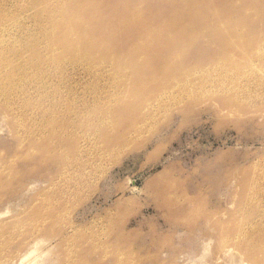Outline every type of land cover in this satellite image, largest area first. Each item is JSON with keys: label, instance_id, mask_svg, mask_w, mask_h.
Here are the masks:
<instances>
[{"label": "rangeland", "instance_id": "rangeland-1", "mask_svg": "<svg viewBox=\"0 0 264 264\" xmlns=\"http://www.w3.org/2000/svg\"><path fill=\"white\" fill-rule=\"evenodd\" d=\"M29 1L0 0V19L19 17L4 50L34 36L75 59L35 79L27 53L23 85L48 87L45 106L10 111L0 92V264L28 250L35 264H264V0H94L55 33L32 17L47 0ZM32 106L38 124L18 131Z\"/></svg>", "mask_w": 264, "mask_h": 264}, {"label": "bare ground", "instance_id": "bare-ground-1", "mask_svg": "<svg viewBox=\"0 0 264 264\" xmlns=\"http://www.w3.org/2000/svg\"><path fill=\"white\" fill-rule=\"evenodd\" d=\"M33 1V0H32ZM37 1V3L40 1V0H36ZM70 1H72V0H50L49 2H48V0L47 1H44V12L41 14V15H36V13L34 12V11H32L33 13H35V14H33L32 15V17H34L35 19H45L46 21H44V22H47L46 24L47 25H50V28H51V31L53 32V33H55V32H57V31H59V30H61L62 31V29L61 28H58V26H57V22L56 21H59L60 22V20L62 19V17H63V15H64V12H67V11H69V12H71V10H76V11H79V12H76V13H78L79 14V16L81 15V14H83L84 13V11H86V9H85V7L87 8V10H88V7H92L93 5H94V0H75V1H77V5L74 7V5H71L70 6V8L68 7V4L70 3ZM28 2H29V4H31L32 2L31 1H29L28 0ZM80 2H82V4L83 5H81V3ZM35 3V2H34ZM3 4V3H2ZM33 4V3H32ZM42 4V3H41ZM87 4V5H86ZM4 5V4H3ZM63 5H66V7H64ZM5 6V5H4ZM3 6V7H4ZM41 6H43V5H41ZM83 6V7H82ZM85 6V7H84ZM1 8V7H0ZM4 8H6V7H4ZM3 8V9H4ZM8 8V7H7ZM33 8V7H32ZM2 9V8H1ZM31 9V8H30ZM5 10V9H4ZM8 10V9H7ZM7 10H5V11H7ZM27 11V10H26ZM25 11V12H26ZM2 12V11H1ZM12 12V11H11ZM10 12H8L7 14H9ZM2 14V13H1ZM11 15H13V12L12 13H10ZM44 14H46V16L47 17H45V15ZM5 16V15H4ZM3 16V17H4ZM25 16H26V13H25ZM68 16V15H67ZM3 17H2V19H0V92H1V94L3 95H5V97L3 98V102H5L7 105H10L11 104V101H15L16 103L15 104H13V109H9L10 111H16V112H18V113H20L19 112V109H22V108H20V107H22V105H23V103L26 101V100H31V101H33L34 103H35V105H37L38 103H40V105H42V106H45L46 105V100H43L44 98H45V92L46 93H50V92H47V90H48V87L46 88V90H44V89H39V86L41 85L40 83H38L37 82V80H35L36 78H37V76L38 77H45V76H47V77H52V78H55L56 77V75L55 74H53L52 73V71L53 70H57V72H59V73H61V72H63L64 71V69L65 68H61L60 66H65L66 65V63L69 65L70 63H72V61L75 59H72V58H67V57H65L64 56V52H63V49H62V52H61V49H56V45L55 44H47L46 45V47H44L43 49H42V47H43V43H41V44H39V42H38V40H37V38L36 37H34V36H32V37H30V38H27V39H25V37H24V39L25 40H27L28 41V43H34V44H30V46H23V49L22 50H19V47H20V45L25 41H20L19 42V44H17L16 45V49L17 50H4V49H6V47L9 45V43H13V44H16L17 42H18V40H14L13 42L12 41H10L9 39H8V37L6 38V35H5V32L7 33L9 30L10 31H13V29L14 30H18V23H19V17L17 16V15H15L14 17H12L11 19H8L7 21L6 20H4L3 19ZM9 17H11L10 15H9ZM27 17V16H26ZM66 17V16H65ZM5 18V17H4ZM6 18H7V16H6ZM47 18V19H46ZM27 19H28V17H27ZM31 19V18H30ZM5 22H4V21ZM227 21H228V18H227ZM80 23V22H79ZM78 24V23H77ZM76 24V25H77ZM80 25V24H79ZM78 26V25H77ZM81 26H83L82 24L80 25V27H78V29L81 31V32H76V34H85L84 33V28H81ZM223 26H225V25H223ZM114 28V25H112V29ZM5 31V32H4ZM66 32V34H67V36H66V39H65V42H66V44H67V46H66V48H65V50H68L69 52L70 51H72V50H74L75 51V53L76 54H81V56L80 57H78V58H80V60H88V55H89V53L88 52H83L82 50H83V47H84V45H82V43H81V41L79 40V39H81V36H76V34H74L73 33V31L72 30H69V31H65ZM113 32H114V30H113ZM18 39H20L19 37H18ZM48 40H49V38H48ZM3 43V44H2ZM2 44V45H1ZM86 45H88V44H86ZM49 47H51L50 48V50L48 49ZM88 47H89V45H88ZM41 48V49H40ZM13 49V48H12ZM44 50H49V52L51 51V55H50V57H48V58H46V55L48 54L47 53V51H44ZM97 50V49H96ZM4 51H7V52H10L11 53V55L15 58V57H21V59L20 60H18V61H16L17 63H12L11 62V59L5 54V52ZM28 52H30L31 54H34L33 56L35 57V60L38 62L37 63V66H38V72L37 73H34L35 74V79H34V81H32V82H30V83H26V84H24L23 85V79H21V77H24V76H26L27 74H28V72L31 70V69H33V63L31 62V61H28V60H26V57H27V53ZM55 52L57 53V55L55 54ZM23 55H25V57H23ZM58 56H60V59H62V60H60L59 62H58ZM79 60V61H80ZM84 61V62H85ZM75 63H76V61H74ZM83 62V63H84ZM87 62H90V61H87ZM78 63V62H77ZM86 63V62H85ZM92 63V62H91ZM72 64H74V63H72ZM88 64V63H87ZM93 65H94V63H92ZM102 64V63H101ZM71 65V64H70ZM93 65L90 67V66H88V67H90L91 68V70L93 69ZM97 65H100V64H97ZM58 66H59V68H58ZM105 66V65H104ZM95 67V66H94ZM113 67V66H112ZM11 68H17L20 72H15V78H16V80H18L19 81V83L16 85V87L15 88H17L18 89V91H16V92H14V90H15V88H13V86H11V87H9L8 89H6L7 87H8V85L10 84V79H6V80H4L3 81V78L9 73V71L11 70ZM89 68V69H90ZM96 68H98V67H96ZM102 69V68H101ZM103 70V69H102ZM105 70H106V68H105ZM108 70V69H107ZM94 71V70H93ZM50 74H48V73ZM112 72V71H111ZM94 73V72H93ZM114 73V72H113ZM95 74V73H94ZM98 74V73H97ZM96 74V75H97ZM106 74H110V70H109V73H105V75ZM89 75H90V73H89ZM115 75V74H114ZM73 76H74V74H73ZM83 76V75H82ZM88 76V75H87ZM102 76H104V75H102ZM107 76V75H106ZM108 76H110V75H108ZM118 76L119 75H116V79H115V81H120V79L118 78ZM86 77V76H85ZM89 77V76H88ZM101 77V76H100ZM112 77V76H111ZM123 76H121V78H122ZM98 78V77H97ZM80 79V78H79ZM83 79V78H82ZM86 79V78H85ZM84 79V80H85ZM89 79H91L90 77H89ZM96 79V78H95ZM102 79V78H101ZM113 79V78H112ZM123 79V78H122ZM70 80V79H69ZM77 80V79H76ZM81 80V79H80ZM83 80V81H84ZM105 80H106V78H105ZM104 80V81H105ZM86 81V80H85ZM97 81V80H96ZM103 81V82H104ZM110 81V80H109ZM109 81H108V83H109ZM113 81V80H112ZM111 81V82H112ZM73 82V81H72ZM80 82V81H79ZM102 82V83H103ZM75 83H76V81H75ZM83 83V82H82ZM81 83V84H82ZM102 83H100V84H102ZM107 83V84H108ZM116 83V82H115ZM114 83V84H115ZM79 84V83H78ZM105 84V83H104ZM113 84V83H112ZM112 84H110V85H112ZM113 84V85H114ZM103 85V84H102ZM109 85V86H110ZM105 85H103V87H104ZM97 87V86H96ZM95 87V88H96ZM102 87V86H101ZM112 87V86H111ZM110 87V88H111ZM116 86H114V88H115ZM107 88V87H106ZM122 88V87H121ZM6 89V90H5ZM20 89V90H19ZM97 89V88H96ZM99 89H100V87H99ZM113 89V88H112ZM115 89H118V88H115ZM57 89H55V90H53L52 89V92H54V91H56ZM105 90H107V89H105ZM109 90V89H108ZM107 90V91H108ZM27 91V92H26ZM34 91H37V92H35V93H31V92H34ZM104 91V90H103ZM118 91V90H117ZM96 92H97V90H96ZM109 92V91H108ZM68 93H70V92H68ZM75 93V92H74ZM73 93V94H74ZM116 93V92H115ZM115 93H113V94H115ZM56 93H53V95H55ZM77 94V93H76ZM86 94V93H85ZM90 94V93H89ZM101 94H102V92H101ZM100 94V95H101ZM105 94V93H104ZM68 95V97L70 96L69 94H67ZM67 95L66 96H64L65 98L67 97ZM93 95H95V94H93ZM93 95H91L92 96V98H94V96ZM107 95V94H106ZM117 95H118V93H117ZM121 95V94H120ZM104 96V95H103ZM102 96V97H103ZM47 97V96H46ZM63 97V98H64ZM73 98H75L74 97V95L72 96ZM97 96H95V98H96ZM111 97V96H110ZM64 98V99H65ZM73 98H72V100H73ZM86 98V97H85ZM98 98V97H97ZM99 98H100V96H99ZM106 98V97H105ZM112 98V97H111ZM114 98H115V95H114ZM10 99H13V100H10ZM81 99V98H80ZM87 99V98H86ZM75 100H77L76 98H75ZM75 100H74V102H75ZM95 100V99H94ZM57 101H59V100H57ZM79 101H81V100H79ZM87 101V100H86ZM73 102V101H72ZM73 102V103H74ZM82 102V101H81ZM61 104H62V106H65L66 104H65V101H61ZM76 104H77V102H76ZM143 104L144 103H142V105H141V109H142V107H143ZM32 104L31 103H29V102H27V103H25L23 106H31ZM84 105V104H83ZM109 105H110V103H109ZM146 106V105H145ZM148 106V105H147ZM34 107L35 106H32L31 108H28V109H25L26 111H24V113H21V115L20 114H18V116H16V118L17 119H15L16 121H15V123H16V128H17V130L18 131H20V130H22V129H24L25 127H30V129L31 128H33L34 126H36L37 124H38V119H37V117H36V111H35V109H34ZM60 109L61 110V107H56V105H53L52 106V108H51V111H53V112H57V111H59L58 109ZM72 109H73V107H72ZM147 109H148V107H147ZM18 110V111H17ZM65 110H68V108L66 109L65 108ZM77 110H78V108H77ZM96 110V109H95ZM94 110V111H95ZM93 111V112H94ZM102 112V111H101ZM12 113V112H11ZM76 114H74V112H73V114L74 115H78V114H80L79 112L77 113V112H75ZM87 113V115H88V112L86 111L85 112V114ZM103 113V112H102ZM107 113V112H106ZM96 117H98V116H100L99 115V113H97V112H95V113H93ZM92 114V115H93ZM107 114H109V112L107 113ZM13 115H15L14 113H13ZM84 115V114H83ZM93 115V116H94ZM80 116H81V114H80ZM109 116V115H108ZM66 119L67 120H69V115L68 114H66ZM72 117V116H71ZM73 117H75V116H73ZM83 117V116H82ZM81 117V118H82ZM85 117H86V115H85ZM104 117V116H103ZM15 118V117H14ZM22 118V119H21ZM91 118H93V117H91ZM73 119V118H72ZM76 119V118H75ZM78 119H80V117H79V115H78V118H77V120H74V121H77V123H79L78 122ZM60 120L61 121H58L57 122V124H59V125H61V124H63L64 123V121H65V118L64 119H62V118H60ZM83 120V118L81 119V121ZM90 120H92V119H90ZM95 120H96V118H95ZM75 124H76V122H74ZM73 123V121L71 120L70 121V126H69V128H74L75 127V124ZM73 124H74V127H73ZM91 124H94V123H91ZM82 126V125H81ZM98 127H100V124L98 125ZM97 128V127H96ZM96 128L94 129V132H96ZM101 129V128H100ZM97 130H99V129H97ZM101 131V130H100ZM79 132V131H78ZM80 133H84V132H80ZM88 134V133H87ZM70 135H72V133L71 134H69V136ZM78 135H79V133H78ZM92 135V134H91ZM99 134L97 133V136H98ZM80 137H81V134L79 135ZM84 136V135H83ZM96 136V137H97ZM72 137V136H71ZM70 137V138H71ZM72 138H74V137H72ZM71 138V139H72ZM97 138H100V135H99V137H97ZM81 140H83L82 138H81ZM80 140V141H81ZM86 140V139H85ZM91 140V139H90ZM98 140H101V138L100 139H98ZM84 141V140H83ZM94 141V140H93ZM97 141V140H96ZM86 142V141H85ZM84 142V143H85ZM83 143V142H82ZM87 144H88V142H87ZM92 144H94V143H92ZM91 144V145H92ZM90 145V147L92 148V146H94V145H92L91 146ZM80 146H81V144H80ZM84 146V145H83ZM82 146V147H83ZM87 146V145H86ZM81 147V148H82ZM87 147H89V145L87 146ZM95 147H96V145H95ZM95 147H94V149H95ZM84 148V147H83ZM86 148V147H85ZM89 150H90V148H88ZM87 149V150H88ZM79 150H80V148H79ZM83 150V149H82ZM80 151V152H84L85 153V151ZM85 150V149H84ZM260 202V201H259ZM258 206H259V204H258ZM261 206V205H260ZM34 247H36V246H34ZM35 252H36V250L35 251H30V250H28V251H26V252H24V253H21L20 255H19V257L17 258V264H35L36 263V261L38 260V255L37 254H35ZM15 260H13V261H11V262H9L8 264H12L13 262H14ZM232 263V262H231ZM230 263V264H231ZM263 263H264V261H263ZM233 264H235V263H233Z\"/></svg>", "mask_w": 264, "mask_h": 264}]
</instances>
